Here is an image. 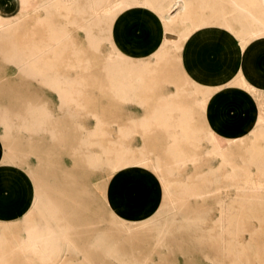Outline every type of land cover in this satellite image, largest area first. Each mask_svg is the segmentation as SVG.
<instances>
[{
	"label": "rangeland",
	"instance_id": "1",
	"mask_svg": "<svg viewBox=\"0 0 264 264\" xmlns=\"http://www.w3.org/2000/svg\"><path fill=\"white\" fill-rule=\"evenodd\" d=\"M14 1L0 0V15L16 19L8 42H0V166L18 167L33 188L25 217L0 225L5 264H52L54 258L30 246L34 227L56 233L59 264H264V97L248 136L229 139L207 126L205 110L220 87L191 84L179 59L194 26L210 24L200 12L192 17L193 0H186L187 17L174 30L183 29L163 60L144 62L156 90L123 98L87 77L94 70L90 78H102L104 65L114 61L102 40L111 28L106 17L115 19L130 0H53L40 12L29 8L30 0ZM91 1L103 6L102 27L89 17ZM90 35L100 39L96 47ZM18 53L32 67L15 65ZM239 79L226 86L259 96ZM230 100L237 119L227 126L240 134L247 116L242 106L255 117L257 105L245 97ZM122 160L138 163L132 173L153 172L162 188L161 201L133 220L124 217V206L108 205L107 185L124 174L116 168Z\"/></svg>",
	"mask_w": 264,
	"mask_h": 264
},
{
	"label": "crops",
	"instance_id": "2",
	"mask_svg": "<svg viewBox=\"0 0 264 264\" xmlns=\"http://www.w3.org/2000/svg\"><path fill=\"white\" fill-rule=\"evenodd\" d=\"M36 1L30 0L29 8L40 12L42 4L53 0H40L38 3ZM130 3L131 5L120 11L114 20L111 32L113 43L126 57L134 60L152 59L166 42V23L154 9L145 5V0H138V4L130 0ZM258 3L263 14L264 0ZM188 4L189 7L190 2ZM181 7L182 5H176L171 8L169 11L171 18L176 19L178 14L182 15ZM202 7L204 8L201 11ZM218 8L224 9L225 16L217 13L219 11L217 0H205L202 3L193 0L190 10L192 17H198L196 14L200 12L210 24L194 26L192 33L183 42L179 54L180 66L184 76L196 87L215 89L242 78L259 93V96L254 97L239 88L224 89L211 97L205 110V118L210 125L207 123V126L211 130L229 139L244 138L251 134L258 123L260 97H264V33L243 43L234 32L230 31V24L224 21L230 19L231 11L227 3L220 4ZM0 19H8V16L0 15ZM178 29L181 30L183 27L178 26ZM213 67H221L222 70L216 71ZM234 97L248 98L253 101H251L253 107L255 103L257 105L255 117L247 104L242 106L241 109L247 116L243 118V130L240 134H234L233 129H228L227 126L233 118L237 119L236 116H231L234 101L229 99ZM248 114L253 118L250 119ZM3 155L0 142V160ZM25 176L18 167L0 166V221L7 224L18 222L29 210L30 200L27 193L33 187L30 182H26ZM161 189L153 172L116 173L107 185L108 205L110 209L124 206L121 210L124 217L133 220L148 204L161 201Z\"/></svg>",
	"mask_w": 264,
	"mask_h": 264
},
{
	"label": "bare ground",
	"instance_id": "3",
	"mask_svg": "<svg viewBox=\"0 0 264 264\" xmlns=\"http://www.w3.org/2000/svg\"><path fill=\"white\" fill-rule=\"evenodd\" d=\"M73 1L74 0H72V3H73ZM134 1L136 2V4H138V0H134ZM14 2H15V4H16V2H24L26 4L28 2V0H15ZM180 2H182V4ZM224 2L227 3V6L230 8V11H231V13L229 15L230 19H227L224 21L226 23L230 24L229 27H230L231 31L234 30L233 27L237 28L238 30H241L240 31L241 34H239L238 36L242 35V37L240 39L243 43H246L248 40L260 35L263 32V30H264V13L262 14L260 12L258 0H218V4L223 5ZM145 5L154 9L156 11V13H158L161 17H163V19H164L163 21H165V23H166V27H167V30L165 31V35L167 33L166 42H165L163 48L157 54L154 55L155 57L157 56L159 58L157 60L161 61V60H163L164 56L166 55V52H164V50L167 48L168 42H172L176 38L175 34L178 33V31H179V30L178 31L174 30L175 26L179 25V23H180L179 21H182V20H180V18L187 17V14H188L187 13V6H188V4H187L186 0H170V1L159 0V1H156L155 3L151 2V0H145ZM176 5H182L181 9L183 12H182V15L178 14L179 16L181 15L180 17L178 16V18L173 19L169 15V13H170L169 11L171 10L172 7H174ZM129 6L130 5L126 6V4L124 3L123 5L120 6L121 11L124 10L125 8L129 7ZM102 7H103L102 5H97L92 1L89 4V8L92 12L89 17H90L91 21H99L100 27L104 26V24L102 23V20L104 19L103 17H106V15H103L102 12L100 11V10H103ZM179 8L180 7H178V9ZM219 11L221 14L224 13V9L219 10ZM223 16H225V14H223ZM106 18H108V20H111V24L108 23V25H110V27L112 28L114 20H115V19H113L114 17L112 18L109 16ZM103 21H105V19ZM14 25H16V19H12L9 16H8V19H0V42L1 41L8 42V39H9L8 36H9V34H11L12 30H9V29L7 30V28L14 27ZM111 28H110V30H103L104 32H106V35L102 38V40H105L106 42L109 43L110 47L113 49V51L115 53L114 54L115 59H114V61L106 63L104 65V67L102 68L101 73H100V74H104V76L102 78L95 79V80L91 79L90 76L93 75L94 72L97 74H98V72L94 71V70H88L89 76L87 77V81L90 84H92L93 82H94V84L99 83L100 85H98V86L100 87V90L102 92H105V93L106 92H112L114 94H117L120 97L126 96V95H130L132 97V96H136L137 94H139V92L145 93V92H151V91L153 92L154 90H156V88L154 87L155 85L154 86L150 85V80H148L146 78L148 73L151 74V70H150L151 68L145 66V64H144L145 60H134V59H131V58L126 57L123 54H121L117 50V48L115 47V45L113 43V40H112L113 37L111 36V32H112ZM90 41H91V43H93V45H95V47L97 46V44L100 43L99 42L100 39L94 35L93 36L90 35ZM12 48L17 49L18 47L15 46V44H14ZM111 54H113V52ZM19 55L20 54L18 53V55H15L14 57L17 58V60H18V58H20V59L22 58L24 60V58L28 57V56L23 57V56H21V55L19 56ZM168 58H167V60H169ZM29 59L27 58L25 60H29ZM19 60H18V62H20V63H16L15 65L21 66V67L22 66H31L32 67V63L30 61L29 62H21ZM164 65L162 64V66H164ZM171 66L173 67L172 64H171ZM252 66H254V65H252ZM172 67L170 68L171 70H172ZM168 69L169 68H163V70H165L166 72L170 71ZM32 71L34 73L38 72V73L43 74V72L45 70H42V71L32 70ZM32 71H31V73H32ZM238 80H240V79H238ZM104 82H106L107 84L106 85L101 84ZM241 82L238 83V86L241 85L240 84ZM235 83H231V84H235L237 86L236 81H235ZM231 84H230V86H231ZM230 86H226V85L221 86L219 88V91H220V89L224 90V89L231 88ZM245 87H247V86L245 85ZM234 88H235V86H234ZM241 89H242V87H241ZM175 146H177V143L172 144L173 149H175ZM137 164H138L137 162H130V161H123L122 160V161L117 162L116 168L118 170H120L121 172H123L124 174L125 173L129 174V173H132L134 171L135 166ZM43 204L44 203H42V205ZM32 205H37L36 200L32 202ZM41 210H43V209H41ZM45 214L43 213V215H45ZM43 215H41V216H43ZM45 216H44V218H45ZM144 216H146V215H144ZM138 221H139V219H138ZM0 225H1V227H3L5 224L2 221H0ZM126 227L130 228L129 225H126ZM123 231L126 232L125 230H123ZM4 234L0 235V244L1 243L4 244V242H5V240L3 239ZM29 235H30L29 238L31 241V242L29 241V243H31V245H30L31 247H33L35 250L39 251L40 253L44 254V256L45 255L47 256V254H48L50 258L51 257L54 258L55 260L52 261V264H59L58 260H56V259L57 258L59 259V257H61L60 253L62 252V248H61V245L58 242L57 238L55 237L56 233L53 232V230L50 231V230L44 229L42 227H34V228L30 229ZM27 240H28V238H27ZM1 246L2 245H0V264H5L6 263V255L2 252ZM96 257L100 258L101 256L96 255V254L92 255V258H96ZM46 258H48V257H46Z\"/></svg>",
	"mask_w": 264,
	"mask_h": 264
}]
</instances>
